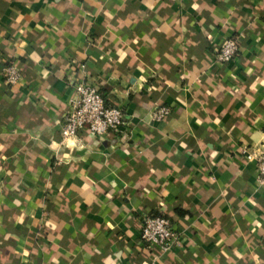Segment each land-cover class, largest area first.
<instances>
[{
  "label": "crops",
  "instance_id": "obj_1",
  "mask_svg": "<svg viewBox=\"0 0 264 264\" xmlns=\"http://www.w3.org/2000/svg\"><path fill=\"white\" fill-rule=\"evenodd\" d=\"M83 79L125 123L62 140ZM260 144L264 0H0V264H264ZM150 214L177 247L141 239Z\"/></svg>",
  "mask_w": 264,
  "mask_h": 264
},
{
  "label": "built area",
  "instance_id": "obj_2",
  "mask_svg": "<svg viewBox=\"0 0 264 264\" xmlns=\"http://www.w3.org/2000/svg\"><path fill=\"white\" fill-rule=\"evenodd\" d=\"M238 45L233 37L227 38L221 47L215 49L214 57L217 62L226 63L236 57ZM2 75L9 84H16L21 78L17 65L7 63ZM75 96L71 100L68 111L63 116L60 129L62 140L78 137L80 130L85 129L93 137H102L111 131H118L124 125V113L119 106L106 103L103 93L98 85L83 79L74 81ZM170 113V108L160 106L156 108L152 117L162 120ZM240 152L248 161H254L257 180L264 184V144L243 145ZM141 239L151 245L157 246L161 251H170L180 244V235L171 225L168 218L162 215H145L142 218Z\"/></svg>",
  "mask_w": 264,
  "mask_h": 264
},
{
  "label": "trees",
  "instance_id": "obj_3",
  "mask_svg": "<svg viewBox=\"0 0 264 264\" xmlns=\"http://www.w3.org/2000/svg\"><path fill=\"white\" fill-rule=\"evenodd\" d=\"M237 42V41H236ZM153 215H159V214H153Z\"/></svg>",
  "mask_w": 264,
  "mask_h": 264
}]
</instances>
